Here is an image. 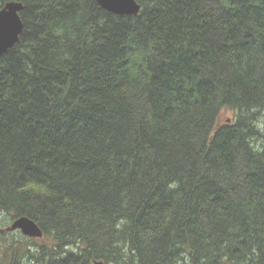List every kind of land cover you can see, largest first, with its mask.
I'll use <instances>...</instances> for the list:
<instances>
[{
    "label": "trees",
    "instance_id": "16d2710c",
    "mask_svg": "<svg viewBox=\"0 0 264 264\" xmlns=\"http://www.w3.org/2000/svg\"><path fill=\"white\" fill-rule=\"evenodd\" d=\"M10 1L0 206L43 231L25 264H264V0Z\"/></svg>",
    "mask_w": 264,
    "mask_h": 264
},
{
    "label": "water",
    "instance_id": "95a60500",
    "mask_svg": "<svg viewBox=\"0 0 264 264\" xmlns=\"http://www.w3.org/2000/svg\"><path fill=\"white\" fill-rule=\"evenodd\" d=\"M96 2L102 9L121 16H137L141 10V6L136 0H96ZM23 8L22 3L10 2L0 10V57L6 54L19 41L20 35L24 31V24L19 15ZM13 228L21 229L29 237H43V231L29 217L17 219ZM94 264H104V262L95 261Z\"/></svg>",
    "mask_w": 264,
    "mask_h": 264
},
{
    "label": "flooded vegetation",
    "instance_id": "af4514ba",
    "mask_svg": "<svg viewBox=\"0 0 264 264\" xmlns=\"http://www.w3.org/2000/svg\"><path fill=\"white\" fill-rule=\"evenodd\" d=\"M10 2L22 3L25 8L22 1ZM6 4L1 5L0 10ZM22 11L19 15L23 22ZM3 216L7 218L1 222ZM17 219L10 212L2 210L0 213V264H25V256H40L39 244L42 239L26 236L21 229H14L13 225Z\"/></svg>",
    "mask_w": 264,
    "mask_h": 264
},
{
    "label": "rangeland",
    "instance_id": "374dc122",
    "mask_svg": "<svg viewBox=\"0 0 264 264\" xmlns=\"http://www.w3.org/2000/svg\"><path fill=\"white\" fill-rule=\"evenodd\" d=\"M230 116L228 115V118H229ZM21 217H27V216H21ZM21 217H19V218H21ZM6 216H3L2 218H1V222H4L5 220H6ZM18 218V219H19ZM40 239H43V237L42 238H40Z\"/></svg>",
    "mask_w": 264,
    "mask_h": 264
}]
</instances>
